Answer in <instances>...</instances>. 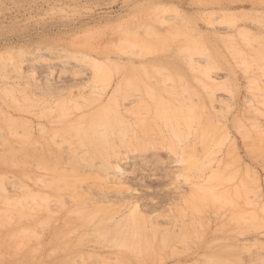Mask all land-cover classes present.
Listing matches in <instances>:
<instances>
[{
    "label": "rangeland",
    "instance_id": "1",
    "mask_svg": "<svg viewBox=\"0 0 264 264\" xmlns=\"http://www.w3.org/2000/svg\"><path fill=\"white\" fill-rule=\"evenodd\" d=\"M0 264H264V0H0Z\"/></svg>",
    "mask_w": 264,
    "mask_h": 264
},
{
    "label": "bare ground",
    "instance_id": "2",
    "mask_svg": "<svg viewBox=\"0 0 264 264\" xmlns=\"http://www.w3.org/2000/svg\"><path fill=\"white\" fill-rule=\"evenodd\" d=\"M46 78H48V77H46ZM61 83V82H60ZM64 83H62V85H63ZM61 85V87H63ZM75 85V84H74ZM39 86V85H38ZM41 87V86H40ZM59 88H60V86H58L57 85V83L55 82V81H52V80H50V79H47V83H46V89H47V93L48 94H53L54 92H56L57 90H59ZM44 93V92H43ZM47 96V95H46ZM44 100H45V98H44ZM44 103V102H43ZM47 103V102H46ZM45 106V107H44ZM43 107L44 108H46V104L44 105ZM43 109V108H42ZM45 132V131H44ZM43 132V133H44ZM56 133V132H55ZM109 133V132H108ZM57 134V133H56ZM76 135H77V138L79 137V136H81V132H76ZM110 136V135H109ZM84 137H85V140H86V142L88 143V144H92V145H94L95 147H96V145L98 144V145H100V144H102V142L104 143H108V137H107V134L105 133V132H103V133H90V134H88V133H84ZM81 143L82 142H84V138H83V136H82V138H81V141H80ZM80 143V144H81ZM85 144V143H84ZM91 145V146H92ZM110 145H112V144H110ZM114 145V144H113ZM89 146V145H88ZM94 146H92V148L94 149V151L95 152H97V150L95 149V147ZM82 148V147H81ZM84 148V147H83ZM82 148V149H83ZM107 148V147H106ZM108 148H109V146H108ZM107 148V149H108ZM41 149H42V151L44 150V148H43V146H41ZM107 149H105V148H103L102 147V149H100L99 150V152H97L98 153V155L99 156H101V157H103V159L105 160L104 162H105V164H106V167L107 168H111V163H110V158H109V155H108V150ZM110 149H112V147L110 148ZM115 149V148H114ZM114 152V151H113ZM118 163V162H117ZM118 168V167H117ZM43 179V178H42ZM78 179H80V178H78ZM41 181V180H40ZM77 181H79V180H77ZM81 181V180H80ZM42 182H44L43 180H42ZM45 183V182H44ZM71 183V182H70ZM77 182L75 181V184H76ZM45 187V186H44ZM69 187V186H68ZM73 187V191L70 193V195L72 196V198H73V200H75L74 201V205H75V207H78L80 210H83V211H88L89 212V214L90 215H88L89 217L90 216H92V214L93 213H97V212H101L104 208L101 206V205H99V204H103V202H106V201H108V200H106L107 198H105V196L104 195H100V196H103V197H99L98 199H93V198H89V201H85L84 202V200L81 198V196H80V192L81 193H83L82 191H80L79 192V190H77V184L76 185H73L72 186ZM133 196V195H132ZM107 197V196H106ZM112 198V197H111ZM114 198V197H113ZM117 198V197H116ZM127 198V197H126ZM47 197H45V196H41V198H40V202H41V212H44V211H46V209L48 208L47 206L49 205V203L47 204ZM137 200H139V199H137ZM141 200V199H140ZM132 202V201H131ZM142 202H143V200H142ZM140 203V202H139ZM131 206V205H130ZM134 206H135V208H134V210H131L132 211V213L133 212H135L137 209H138V202H136V203H134ZM130 208V207H129ZM146 208H148V207H146ZM153 208V207H152ZM89 209H91V210H89ZM110 210H112V209H110ZM150 210H151V208H150ZM144 211H145V209H144ZM113 213H111V215L109 216V219L110 220H113V219H115V217H116V215H120V212H121V209H118L117 211L116 210H113L112 211ZM140 212V211H139ZM122 213V212H121Z\"/></svg>",
    "mask_w": 264,
    "mask_h": 264
}]
</instances>
